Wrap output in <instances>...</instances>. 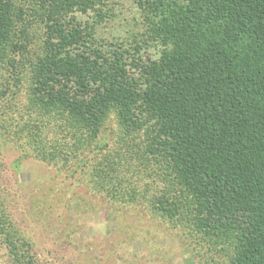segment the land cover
<instances>
[{
    "label": "trees",
    "instance_id": "16d2710c",
    "mask_svg": "<svg viewBox=\"0 0 264 264\" xmlns=\"http://www.w3.org/2000/svg\"><path fill=\"white\" fill-rule=\"evenodd\" d=\"M105 1L39 0L44 53L28 61V14L0 0V77L30 66L32 107L60 122L75 148L115 109L144 136L105 157L95 184L124 202L148 196L153 211L209 248L230 250V264H264V0H138L148 38L164 44L148 61L103 49L74 16H104ZM40 136L42 158L64 151L66 141L48 146ZM146 176L152 184L140 185ZM0 236L18 264H38L1 200Z\"/></svg>",
    "mask_w": 264,
    "mask_h": 264
},
{
    "label": "rangeland",
    "instance_id": "374dc122",
    "mask_svg": "<svg viewBox=\"0 0 264 264\" xmlns=\"http://www.w3.org/2000/svg\"><path fill=\"white\" fill-rule=\"evenodd\" d=\"M137 1L106 0L104 16L93 10L74 16L93 27L103 49H127L130 58L158 59L164 44L148 38ZM15 2L32 24L26 57L35 61L44 53L39 0ZM22 71L17 77L5 69L0 77V83L8 82L5 96L0 94V200L32 243L30 253L38 264H230V250L209 248L197 233L153 211L148 196L124 202L95 184V168L103 159L127 153L135 141L141 142L142 132L124 126L112 108L98 135L75 148L71 134L56 128L60 122L32 107L30 66ZM36 134L48 146L56 136L66 141L64 151L42 158L36 153ZM146 182L151 185V178L139 184ZM0 264H18L1 236Z\"/></svg>",
    "mask_w": 264,
    "mask_h": 264
}]
</instances>
